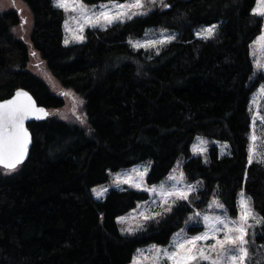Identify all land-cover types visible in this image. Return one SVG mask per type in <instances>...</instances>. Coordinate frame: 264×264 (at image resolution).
<instances>
[{
  "label": "trees",
  "instance_id": "obj_1",
  "mask_svg": "<svg viewBox=\"0 0 264 264\" xmlns=\"http://www.w3.org/2000/svg\"><path fill=\"white\" fill-rule=\"evenodd\" d=\"M21 1L32 17V49L60 87L83 100L88 128L50 115L27 124V160L12 172L0 168V264H129L138 248L166 245L212 197L236 220L243 192L264 217V161L248 159L251 97L264 83L251 55L264 31V17L253 15L257 0H165L168 7L86 29L81 42L69 45L65 13L54 0ZM108 2L83 0L88 6ZM19 23L14 11L0 14V101L24 89L38 106L59 110L63 96L27 69L28 46L13 33ZM211 25L212 37H195V30ZM148 29L176 36L158 51L133 49L129 41ZM259 112L264 115V99ZM196 136L226 143L229 154L211 146L204 161L191 152ZM262 142L264 148V136ZM178 161L185 179L200 185L198 200L193 206L176 201L171 212L132 235L121 234L117 218L147 201L146 191L92 196L110 173L150 162V187ZM248 233L249 264H264V224Z\"/></svg>",
  "mask_w": 264,
  "mask_h": 264
},
{
  "label": "snow or ice",
  "instance_id": "obj_2",
  "mask_svg": "<svg viewBox=\"0 0 264 264\" xmlns=\"http://www.w3.org/2000/svg\"><path fill=\"white\" fill-rule=\"evenodd\" d=\"M155 3L156 0H125L124 3H121L120 0H109L108 3H102L93 8L85 5L83 0H55L56 6L65 11L69 9L72 11L78 10L79 19L83 20L84 24L103 29H107L109 26L117 23H124L134 16L147 15L148 11H150L149 5H155ZM160 4L163 7L169 6L164 3V0H160ZM253 15L264 17V0H257V7L253 10ZM215 28L216 26L212 25L198 35H201L205 39L210 38L213 36ZM80 31H83V26L80 27ZM78 39L82 40L83 36H79ZM172 39L174 37L169 36L158 40H148L144 43H134L132 41H129V43L134 48H157L160 45L171 42ZM258 39L264 41V35ZM67 42L66 40L65 43ZM261 67H264V65H261ZM260 91L264 93V88H261ZM43 114H45L44 110L37 109L31 97L21 91L16 93L14 99L0 104V166L8 172L14 171L22 163L27 154L30 137L24 128V121L32 115H36L39 119ZM261 119L264 121V117ZM253 124L255 125V121ZM256 139L254 134L250 137L251 143L248 157L250 164L256 158L254 146ZM225 147L227 146L225 145ZM197 151L203 154L205 149H193L194 154ZM133 171L139 176L140 179L138 181H134L131 176L123 180L117 177L115 181L117 186L120 183H127L150 194L156 193L161 198L164 212H171L172 206L176 201H188L190 194L196 190V186L190 184H186L184 187H177V185L183 184L185 181L183 172H180L178 176L170 174L168 179L174 183L170 188H166L163 183L159 187L155 185L151 187L147 186L144 182L147 169H144L142 172ZM240 196L241 199L238 202L240 208L238 221L230 220L226 216L204 215L205 231L203 233L176 242L171 246L173 248L172 251L158 249L156 246H153L156 253L154 257L156 264H160L162 259L171 262V264H202L205 261L208 264H249L250 251L247 237L249 235L248 229L253 227L249 223V220H255L256 224H264V217L256 215L251 206L250 198H246L243 192L240 193ZM213 203L217 208L223 209L224 207L218 201H214ZM160 215L162 213L159 212L154 215L141 213L145 221L155 219L156 216ZM194 215L195 217H199L201 214L197 212ZM189 219L191 220L193 217ZM181 232H183V229ZM221 232H223L222 238H220ZM179 235L178 233L177 236ZM209 240H213L214 243L211 245L200 243ZM134 264H139V261H134ZM257 264H260V262L258 261Z\"/></svg>",
  "mask_w": 264,
  "mask_h": 264
},
{
  "label": "rangeland",
  "instance_id": "obj_3",
  "mask_svg": "<svg viewBox=\"0 0 264 264\" xmlns=\"http://www.w3.org/2000/svg\"><path fill=\"white\" fill-rule=\"evenodd\" d=\"M99 5L100 4L89 6V7L96 8ZM158 7L163 8V6H161L160 4V0H156L155 5H149L150 11ZM256 7H257V2H256L254 9ZM62 10L65 13V21H64V32H65L64 44L65 45H69V44L76 43V42L78 43L81 42L82 40L78 39V37L81 35L83 36V33L86 29H103L100 27H92L90 25L84 24V21L79 19L78 10L77 11H72L71 9H69L68 11H65L64 9ZM8 11H14L20 17V23L17 27L13 29V33L15 34V36H17L18 39L25 42L26 45L28 46L29 62L27 65V69L31 71L33 74H35L37 77H39L43 82H45L53 94L62 95L64 98V102H65L64 107L56 111L50 110L49 115L56 117L60 120H63L70 125L81 126L84 129H87L88 125H87V118L84 112L83 100L78 95L73 93L71 90L62 89L60 87L57 81L52 77V75L47 70L45 63L41 60L38 53H36L30 45L29 34H30L31 27H32V17H31L30 12L26 8V6L22 3L21 0H0V14L3 12H8ZM150 11H148V13ZM81 26H83L82 32L80 31ZM211 26H206V27L195 30L194 32L195 37L199 39H205L201 35H198V34L202 33L204 29L211 27ZM262 35H264V31L259 37H261ZM169 36L175 38L176 34L174 32H170V31H166L162 29H158V30L148 29L142 38L134 39L131 41L134 43L135 42L144 43L148 40H158V39L166 38ZM259 37H257L254 40V42L251 44V55H252V59H253L256 72L263 73L264 75V67H261V65H264V41H260L258 39ZM66 40L68 41L67 43H65ZM161 46L162 45L158 46L157 48H134L131 44V47L136 50L145 49V50L158 51ZM261 88H264V83L257 89V91L251 97V106L253 108L252 120L253 122L255 121V125L253 124L252 131H253V134L257 138L255 141V145H254L255 151H256L255 159L258 161H262V160L264 161V150H263L264 148H263V142H262L263 136H264V121H262L261 119L262 117H264V115H262L259 112L260 102L264 99V93H261L260 91ZM201 141H203V143H201ZM225 145L227 147H225ZM211 146H216L219 149V152L221 155L229 154V147L226 143L220 142L218 140L206 138L203 136H196L194 138V141L191 146V152L193 155L199 156L204 161H206L207 151L209 147ZM194 148L198 150L205 149V151L203 152V154H200L199 151H197V153L194 154L193 152ZM149 167H150V162H145L142 164L135 165L129 169H123L117 172L110 173L109 180L106 184L98 186V187H94L92 189L91 191L92 196L96 200H100L111 189L141 190L139 188L130 186V184H127V183H120L119 186H117L115 181L117 177L123 180V179L128 178L129 176H131L134 181H138L140 178L136 174V172L133 170L142 172L144 171V169H147V172H148ZM180 172H182V161H178L176 163V165L171 170L169 175L171 174V175L178 176ZM169 175L162 182H160L159 184L155 186L159 187L161 183H163L166 188H170L174 182L168 179ZM145 177L146 176H144V182H145ZM186 184L196 186V190L190 194L189 200L187 201L190 205L193 206L194 201L198 200L197 192L200 188V185L198 183H190L185 179L184 183L177 185V187H184ZM147 193L149 194V199L147 201L136 204L135 208L130 210L128 213L121 215L117 218V224L119 226V230L121 234L132 235L136 233L137 231L141 230L147 223L157 221L165 213H167V212H164V206H162L161 198L159 197V195H157L156 193H152V194H150L149 192ZM214 201H218V200L215 197H212L210 198V200L208 201L205 207H201V210L194 208L191 215L184 222L183 227L172 235V237L170 238L169 242L166 245L164 246L148 245V246L138 248L135 251L133 258L129 264H134V261H139V264H156L154 260L156 253H155L153 246H156V248L158 249H168L169 251H172L173 248L171 246L174 245L176 242H179L185 238H191V237H194L196 235L203 233L205 231V224L203 222L204 215H209V216L219 215V216L227 217L226 213L224 212V209L215 207L213 203ZM157 212L162 213V215L156 216L155 219H152L149 221H145L141 216V213L154 215ZM197 212L201 214L199 217H195L194 215ZM190 217H193V219L190 220L189 219ZM230 220L238 221L239 217L236 220L234 219H230ZM249 223L252 225L256 224L255 220H249ZM190 226L201 227L202 231L196 234L189 233L188 228ZM182 229H183V232H181ZM178 233L180 234L179 236H177ZM222 237H223V232L220 233V238ZM200 243L201 244L207 243L208 245H211L212 243H214V241L209 240L207 242L202 241ZM203 263L208 264V262L206 261L202 262V264ZM160 264H171V262L165 261L162 259L160 261Z\"/></svg>",
  "mask_w": 264,
  "mask_h": 264
},
{
  "label": "water",
  "instance_id": "obj_4",
  "mask_svg": "<svg viewBox=\"0 0 264 264\" xmlns=\"http://www.w3.org/2000/svg\"><path fill=\"white\" fill-rule=\"evenodd\" d=\"M18 91H21V92H25V93H27L28 96H30L31 99H32V101L35 103V107H36L37 109H43L45 114L41 115V118H39V119L37 118L36 115H32V116H30L28 119H26V120L24 121V128L27 130V132H28V134H29L30 142L28 143V146H27V154H26L24 160H23L22 163H20L16 168H18L20 165H22V164L27 160L28 155H29V151H30V147H31V134H30V132H29V130H28V128H27V124L32 123V122H37V121L44 120V119H46V118L49 116V111L46 110V109L43 108V107L38 106L37 103H36V101L33 99L32 95H31L30 93H28L27 91H25L24 89H19V90H17V91H16V92H15L10 98H8V99H6V100H3V101H0V104H3V103H5L6 101H9V100L14 99V98L16 97V93H17ZM0 168L4 169L2 166H0ZM4 170H6V169H4Z\"/></svg>",
  "mask_w": 264,
  "mask_h": 264
}]
</instances>
